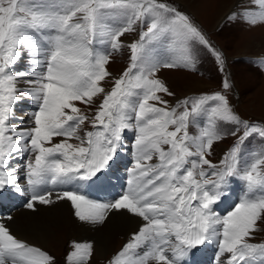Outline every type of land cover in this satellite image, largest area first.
<instances>
[{
    "label": "snow or ice",
    "instance_id": "1",
    "mask_svg": "<svg viewBox=\"0 0 264 264\" xmlns=\"http://www.w3.org/2000/svg\"><path fill=\"white\" fill-rule=\"evenodd\" d=\"M235 25L264 30V0H236L217 30ZM207 60L218 89L173 90L167 73ZM246 62L264 74V54ZM239 97L176 0H0V264H264V118ZM13 201L133 227L111 254L70 238L57 256L13 227Z\"/></svg>",
    "mask_w": 264,
    "mask_h": 264
},
{
    "label": "rangeland",
    "instance_id": "2",
    "mask_svg": "<svg viewBox=\"0 0 264 264\" xmlns=\"http://www.w3.org/2000/svg\"><path fill=\"white\" fill-rule=\"evenodd\" d=\"M218 1L176 0V3L183 10L192 14L204 31L208 33L211 40L227 54L233 78L240 93L239 100L233 98L237 111L245 118L251 117L252 119L259 120L264 118V74H261L256 67L246 61L264 54V30L256 28L249 31L244 25H235L231 28L218 31L217 25L223 18L217 19L214 17L217 10L215 4ZM123 66L118 58V62L114 63L111 68L113 71H118ZM202 70L205 73L203 77L198 75L190 76L184 72H171L166 75L169 77L173 90L181 96L185 95L184 93L187 94L198 89H218L220 76L216 72L211 60H207L204 63ZM184 75L187 78H184ZM19 207L20 203L12 208L13 214L21 210V208L18 209ZM55 235L56 241L48 249H51L54 254L60 256L69 237L63 235L62 231L57 232ZM126 239V235L118 236L113 252L117 251ZM258 240H264V235L258 237ZM96 264H102V262L98 259Z\"/></svg>",
    "mask_w": 264,
    "mask_h": 264
},
{
    "label": "bare ground",
    "instance_id": "3",
    "mask_svg": "<svg viewBox=\"0 0 264 264\" xmlns=\"http://www.w3.org/2000/svg\"><path fill=\"white\" fill-rule=\"evenodd\" d=\"M235 3L236 0H219L217 4H215L217 10L214 17L217 19L222 18ZM183 77L187 78L185 75ZM20 208L21 210L14 213L15 224L13 227L25 237L47 248H49L52 243H55V234L62 231V234L68 236L69 239L95 238L105 248L106 252L110 254L115 247L116 238L120 235L127 236L133 227L125 218L115 217L108 227L94 231L75 222L66 205L52 208L41 206L40 210L35 213L24 209L21 204L18 209Z\"/></svg>",
    "mask_w": 264,
    "mask_h": 264
}]
</instances>
